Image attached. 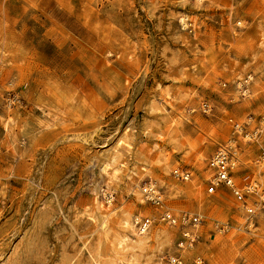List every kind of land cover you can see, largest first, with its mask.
I'll return each mask as SVG.
<instances>
[{
	"label": "rangeland",
	"instance_id": "1",
	"mask_svg": "<svg viewBox=\"0 0 264 264\" xmlns=\"http://www.w3.org/2000/svg\"><path fill=\"white\" fill-rule=\"evenodd\" d=\"M258 30L264 33V0H0V39L9 53L0 68V114L15 118L17 137L14 152L6 150L0 127V264H106L114 237L137 238V215L151 219L135 250L142 264H264V208L250 223L237 221L264 194V47L252 64L247 56L238 63L255 77L256 96L234 94L230 78L213 73L220 53L234 56L231 45ZM190 64L200 81L189 73L181 79ZM167 90L182 99L173 103L174 114L185 109L172 130L151 110L163 105L160 93ZM70 99L74 109L63 124L38 128L44 114L36 103L68 107ZM233 123L246 133L261 127L254 141L237 138L232 169L235 185L254 192L208 195L210 160L232 138ZM155 134L164 138L138 185L152 180L173 217L203 216L197 238L182 248L188 227L172 226L163 209L147 200L141 205L138 194L122 200L123 213L117 208L118 217L132 216L133 229L112 222L113 235L102 244L98 226L82 215L94 199L103 201L101 162L119 138L135 150L154 143ZM120 152L132 168L131 153ZM185 174L187 181L180 178ZM215 222L229 223L231 231L216 232Z\"/></svg>",
	"mask_w": 264,
	"mask_h": 264
},
{
	"label": "bare ground",
	"instance_id": "2",
	"mask_svg": "<svg viewBox=\"0 0 264 264\" xmlns=\"http://www.w3.org/2000/svg\"><path fill=\"white\" fill-rule=\"evenodd\" d=\"M206 1L207 0H197V2L199 3H204ZM181 24L182 28L188 29L190 25L189 17L184 16L181 21ZM238 26L243 27V23L239 22ZM231 34L233 38H235V32L233 29L231 30ZM2 43L3 41L0 39V68L4 67L9 63V53L3 49ZM231 46H233L232 55L234 54V56L229 55L230 51L229 54L220 53L221 55L218 58V63H216L217 66L213 64V73L228 76L233 83L234 94L239 93L242 94L245 99H250L253 96H256V93L260 91V88L255 80V77L248 73L245 66H242L238 63L242 56H247L248 58H250L249 63L251 64L256 61L258 57V54L255 53L256 49L264 47V33L258 30L255 34H246L242 40L236 41ZM262 62H264V58H262ZM188 73L191 74L197 81H200L202 79V77L197 72V66L195 64H190L189 66H182L181 79H184ZM260 75L264 76V73L260 72ZM171 92L172 91L170 90L164 92L162 91L160 93V96L163 100V105H160V107L156 106L157 108L151 109L152 112L154 111L163 114L162 120L164 123H167V127L169 130H172L175 127L179 126L181 121L184 119L185 114L184 108L182 109V111H180V113L178 112L177 114H174V112L176 111L174 104L176 102H181L182 99H180L176 95H172ZM194 94L195 91L191 90L189 95H191L192 97V95ZM70 101L71 105L68 107H60L55 103L49 102L48 104L43 101L36 103L35 107L41 110L42 114H44V116L42 117L43 119H38L35 121L38 128L40 130H43L55 126L56 123L63 124L66 117L72 115L74 109V100L70 99ZM14 124L15 118L0 114V127L4 131L7 139L5 148L6 150L12 153L14 152L15 145L17 144V137L15 135V132L13 131ZM129 133L130 131L125 132L123 136L129 135ZM142 133H144L146 137H148L147 135L149 133V129L146 128L144 132L142 131ZM163 138L164 137L161 134H155L154 143H152L151 145H148L147 143H139L138 147L135 148V150L131 149V145L126 141L127 139L125 140L119 138L118 140H116L115 146L109 152H107L105 160L102 161L100 165L101 174L103 175L104 179L103 183L105 187L103 190V201L100 202L94 199V205H92V207H86L84 211L82 210V215L85 218H90L92 222H94V226H98V230L96 229L98 231L97 239L100 243H106V241H109V238L113 235L112 222L116 223L117 226L121 225L123 228L133 229L134 225L130 222L132 218L130 214V216L128 215L127 217H118L117 215V208H119V211L123 213V209L126 207V202L122 201L124 198H127L130 195L137 196L138 194H141L140 196H137V200L141 205H143L147 202L146 194L156 193V191L153 190L154 183L152 180L148 184H146L145 188L143 189H141L138 184L142 181L143 177L148 172V169L145 167V164L148 163V159L152 156L153 152L160 150V142L163 140ZM121 150H124L127 153H131L130 158L131 161L134 162L131 166L132 168L127 166V163L129 162H126L124 158L121 159ZM138 162H141V166L137 168L135 167V165ZM117 203H120V205L116 206ZM148 216H146L144 219H141V215L134 216L135 222L139 224V228H137L136 230H132V233L135 234V236L137 237L136 239H130L126 236L114 237L115 241L117 242L116 244H114L115 246L112 245L114 246V254L111 259L109 258L108 262L106 261V264H142L136 256L135 250L141 249L144 245V241L147 239V237L145 236L147 234L148 227L150 226L149 224L151 223V219ZM244 216L246 215H243L241 213L240 216L237 217V221H246L248 219V216L246 218ZM195 232L196 231L194 229L188 228L183 230L182 235L185 237V239L189 237L193 238L196 234ZM233 232H236V230H234ZM191 234H193V236H191ZM227 242L228 240L225 242L222 241V246L224 247L225 245H227ZM102 244L100 245L102 246ZM184 246H186V248L188 249L192 248V244L188 241H184L183 239L181 247L183 248ZM94 264L102 263L94 259Z\"/></svg>",
	"mask_w": 264,
	"mask_h": 264
},
{
	"label": "built area",
	"instance_id": "3",
	"mask_svg": "<svg viewBox=\"0 0 264 264\" xmlns=\"http://www.w3.org/2000/svg\"><path fill=\"white\" fill-rule=\"evenodd\" d=\"M251 119H249L250 121ZM249 125V122L246 123ZM233 134L232 138L223 146L217 149L210 160V167L213 171L209 183L208 188L206 190L208 195L214 194L217 190L225 188L229 190L233 196L241 198L242 196H247L251 194L252 187L246 186L243 189L238 188L234 180L232 178V169L234 167V159L237 154V138L242 137L247 139V142H251L256 140V138L260 134L261 127L255 128V130L251 133L245 132V125L233 123ZM182 180L187 181L189 179V174H185L180 177ZM153 190L156 193H148L146 194V200L152 205L159 209H163L162 211V219L167 221L172 226L179 224L181 227H188L194 229L195 231L202 226L204 219L200 214H192L190 212H181L180 217L176 218L171 215L166 210H164V203L162 196L157 191L156 185L154 184ZM264 208V194L260 196V200L258 203H254L252 207L244 206V210L248 215V219L246 220L248 223L251 222V219L256 216V210H260ZM167 215V216H166ZM214 229L216 232L220 234H225L231 231V226L229 223H221L215 222ZM196 233V232H195ZM193 236V234H191ZM196 234L193 238H187L191 244H193L196 240ZM171 264H182L180 260L173 259ZM194 264H203L202 260H197Z\"/></svg>",
	"mask_w": 264,
	"mask_h": 264
},
{
	"label": "crops",
	"instance_id": "4",
	"mask_svg": "<svg viewBox=\"0 0 264 264\" xmlns=\"http://www.w3.org/2000/svg\"><path fill=\"white\" fill-rule=\"evenodd\" d=\"M222 189H225V188H222ZM227 190V189H226Z\"/></svg>",
	"mask_w": 264,
	"mask_h": 264
}]
</instances>
